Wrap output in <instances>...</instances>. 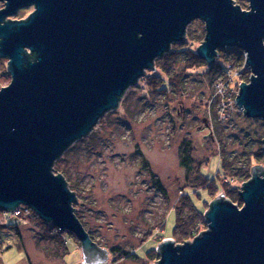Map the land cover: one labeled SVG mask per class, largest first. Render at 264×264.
I'll list each match as a JSON object with an SVG mask.
<instances>
[{
  "label": "water",
  "instance_id": "95a60500",
  "mask_svg": "<svg viewBox=\"0 0 264 264\" xmlns=\"http://www.w3.org/2000/svg\"><path fill=\"white\" fill-rule=\"evenodd\" d=\"M0 58L9 85L0 89V211L28 207L80 242L82 264H105L108 251L75 214L76 194L53 167L86 138L125 92L154 70L189 24L204 23L195 49L207 66L218 51L244 53L248 82L235 105L264 121V0H0ZM25 19L9 17L26 7ZM262 153L264 154V139ZM237 205L222 193L204 212L206 229L192 240H162L153 264H264V168L241 184Z\"/></svg>",
  "mask_w": 264,
  "mask_h": 264
},
{
  "label": "rangeland",
  "instance_id": "374dc122",
  "mask_svg": "<svg viewBox=\"0 0 264 264\" xmlns=\"http://www.w3.org/2000/svg\"><path fill=\"white\" fill-rule=\"evenodd\" d=\"M235 4L248 9V0ZM31 12L27 7L11 18L24 19ZM204 33L200 20L187 27L193 50ZM182 43L157 58L155 71H146L119 107L55 163L76 194V216L108 251L105 264H153L158 244L174 239V211L181 206L187 213L186 195L199 212L207 210L214 194L230 190L239 198L249 166L264 168V121L246 118L235 105L239 84L251 75L243 52L241 57L226 49L215 64L200 67ZM7 61L0 58V89L11 81ZM156 76L163 87H155ZM170 81L174 85H167ZM18 209L17 216L0 211V264L84 262L76 236L26 206Z\"/></svg>",
  "mask_w": 264,
  "mask_h": 264
},
{
  "label": "trees",
  "instance_id": "16d2710c",
  "mask_svg": "<svg viewBox=\"0 0 264 264\" xmlns=\"http://www.w3.org/2000/svg\"><path fill=\"white\" fill-rule=\"evenodd\" d=\"M234 2L236 3V0H234ZM187 33V32H186ZM204 35H205V33L203 34V38H204ZM203 38L201 39V41H200V43H202V41H203ZM183 45L185 44V45H188V48H185V50L186 51H188V52H190V53H192L193 55H194V57H195V59H197L200 63L202 62V65L200 66V67H203V66H205L206 65V63L203 61V60H201L197 55H196V53H195V47H194V50H193V47L190 45L191 43H188L186 40L182 43ZM185 46H183V48H184ZM226 49H233V50H235L236 52H240V55H241V57H243V55H244V53H243V55H242V51H240V49H238V48H235V47H233V48H226ZM226 49L225 50H219L218 51V55H217V58H216V60H215V62L217 61V60H220V57H221V53L222 52H225L226 51ZM170 51H171V49H170ZM169 51V52H170ZM163 56H166V54H164ZM221 59H222V57H221ZM241 59H244V57L243 58H241ZM244 61V60H243ZM215 62H214V64H215ZM243 64H244V62H243ZM229 66L230 67H232L233 66V63L232 62H230L229 63ZM155 67V66H154ZM229 70V69H228ZM156 79H158L159 81H157L156 83V88H158V87H163V85H164V81L160 78V77H158V76H156ZM167 85H174L173 84V82L172 81H170ZM161 90V89H160ZM161 91H163V90H161ZM260 139H262L263 140V138L261 137ZM261 140V141H262ZM257 165H259V164H257ZM254 166V165H253ZM253 166H249L248 167V169H246V175H244L243 177L245 178V181H247L249 178H250V176H251V168L253 167ZM53 171H54V173H60V174H62L63 176H65V178L68 180L67 182H68V185H69V187H70V189L73 191V189H72V184L70 183V181H69V179H68V176L66 175V173H65V171H63V170H60L59 169V166L57 165V164H54V167H53ZM242 176V175H241ZM244 181V182H245ZM243 181H242V184L244 183ZM195 193H197V191H195ZM226 198H228V199H230L231 201H233L234 203H238L237 205H239V206H241V202H240V200H239V198L237 197V195L235 194L234 195V193L233 192H231L230 190H227L225 193L224 192H221ZM207 195V194H206ZM211 195V194H210ZM238 195H239V191H238ZM186 197H187V199H188V205H187V213H183L184 212V210H183V207H181L180 206V208L179 209H176L175 211H174V214H175V225H174V228H173V235H172V238H174L173 240L175 241V243H177V242H185V241H188L189 239H193V237H195L197 234H199L203 229H206V224H205V221H204V212L206 211V209H204L203 211H198L197 209H196V207L194 206V203H193V201H191L190 200V197L188 196V195H186ZM216 197V195L214 194V197L213 198H215ZM210 202H211V200H210ZM210 202H208L207 203V200H205V203H207V205H209V203ZM204 203V204H205ZM13 216H11V218H12ZM160 225L161 226H163L164 227V225H165V220H164V222H161L160 223ZM200 229H202V230H200ZM56 230V229H55ZM180 244V243H179ZM134 255L135 254H133L132 256L134 257ZM129 255H127V256H125V257H128ZM158 259V258H157Z\"/></svg>",
  "mask_w": 264,
  "mask_h": 264
},
{
  "label": "flooded vegetation",
  "instance_id": "af4514ba",
  "mask_svg": "<svg viewBox=\"0 0 264 264\" xmlns=\"http://www.w3.org/2000/svg\"><path fill=\"white\" fill-rule=\"evenodd\" d=\"M31 7V6H30ZM2 8H4V3L3 2H0V9H2ZM27 8V7H26ZM31 8H33V7H31ZM22 9H24V8H22ZM22 9H20V10H22ZM20 10H18V11H20ZM33 10H34V8H33ZM17 11V12H18ZM9 19H12L11 17H9ZM25 19V18H24ZM15 20H17V19H15ZM19 20H21V19H19Z\"/></svg>",
  "mask_w": 264,
  "mask_h": 264
},
{
  "label": "built area",
  "instance_id": "2783aa9c",
  "mask_svg": "<svg viewBox=\"0 0 264 264\" xmlns=\"http://www.w3.org/2000/svg\"><path fill=\"white\" fill-rule=\"evenodd\" d=\"M19 213H20V211H19V209H17L13 215L17 216Z\"/></svg>",
  "mask_w": 264,
  "mask_h": 264
}]
</instances>
